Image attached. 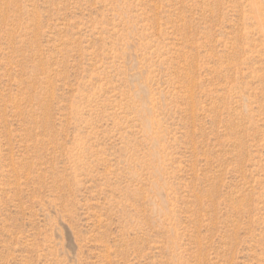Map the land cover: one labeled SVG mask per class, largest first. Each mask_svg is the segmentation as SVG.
Masks as SVG:
<instances>
[{"label":"rangeland","instance_id":"1","mask_svg":"<svg viewBox=\"0 0 264 264\" xmlns=\"http://www.w3.org/2000/svg\"><path fill=\"white\" fill-rule=\"evenodd\" d=\"M0 264H264V0H0Z\"/></svg>","mask_w":264,"mask_h":264}]
</instances>
